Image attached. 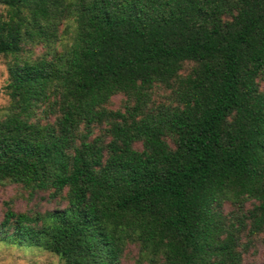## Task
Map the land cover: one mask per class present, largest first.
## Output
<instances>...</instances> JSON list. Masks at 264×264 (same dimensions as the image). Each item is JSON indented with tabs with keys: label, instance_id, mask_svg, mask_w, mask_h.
I'll list each match as a JSON object with an SVG mask.
<instances>
[{
	"label": "trees",
	"instance_id": "obj_1",
	"mask_svg": "<svg viewBox=\"0 0 264 264\" xmlns=\"http://www.w3.org/2000/svg\"><path fill=\"white\" fill-rule=\"evenodd\" d=\"M0 57V184L65 204L6 205L0 242L242 263L264 230V0H0Z\"/></svg>",
	"mask_w": 264,
	"mask_h": 264
},
{
	"label": "rangeland",
	"instance_id": "obj_2",
	"mask_svg": "<svg viewBox=\"0 0 264 264\" xmlns=\"http://www.w3.org/2000/svg\"><path fill=\"white\" fill-rule=\"evenodd\" d=\"M40 52L39 48L33 49V56ZM7 74L5 62L0 57V118L7 106L8 98L4 92ZM121 97L114 96L110 106L116 109L120 106ZM8 205L15 212H24L25 210L36 209L39 212L52 210L56 207H64V203L51 201L46 194H39L29 199L27 194L20 187L10 184H0V219ZM226 208L225 211H228ZM136 249L129 246L120 264H136ZM0 264H62L54 255L39 248L19 247L0 242ZM241 264H264V230L257 237L252 238L248 245V250L243 256Z\"/></svg>",
	"mask_w": 264,
	"mask_h": 264
}]
</instances>
